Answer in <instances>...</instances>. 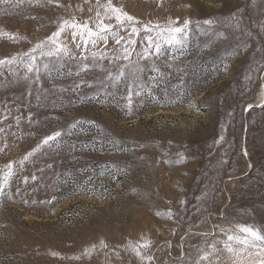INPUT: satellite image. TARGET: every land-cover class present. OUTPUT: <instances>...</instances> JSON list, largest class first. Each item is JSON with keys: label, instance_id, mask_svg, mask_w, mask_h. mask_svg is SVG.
Segmentation results:
<instances>
[{"label": "rangeland", "instance_id": "obj_1", "mask_svg": "<svg viewBox=\"0 0 264 264\" xmlns=\"http://www.w3.org/2000/svg\"><path fill=\"white\" fill-rule=\"evenodd\" d=\"M111 2L141 29L133 62L143 25L188 21L182 46L140 61L130 107V80L106 79L126 62L91 66L102 43L83 51L88 71L44 58L26 79L19 62L64 20L95 28L97 0L0 3V60L17 57L0 65V176L9 163L14 173L0 196V264H231L228 234L264 232V0ZM71 32L58 42L79 58Z\"/></svg>", "mask_w": 264, "mask_h": 264}, {"label": "snow or ice", "instance_id": "obj_2", "mask_svg": "<svg viewBox=\"0 0 264 264\" xmlns=\"http://www.w3.org/2000/svg\"><path fill=\"white\" fill-rule=\"evenodd\" d=\"M9 0H0V3H8ZM22 2V0H21ZM49 3H52V0H48ZM98 7L104 8V13L101 15L97 11L98 22L95 25V28L89 27L88 22L77 23L74 20H64L60 23L58 29L53 32L50 36L46 37L44 41H41L35 45L34 48L30 49L29 52L24 55L28 57L27 62L21 60L20 63L24 64V67L27 69L25 78L27 79L28 73H33L37 79L41 72L40 61L44 58L55 59L57 62L63 60L65 57H70L73 60L80 59L82 63V70L88 71L91 66H97L96 62L103 61L108 59L109 63L114 61L123 60L126 63L122 64L120 71L117 74L109 72L107 80L112 82V85H118L122 79H129L130 83L127 85L128 96L127 104L130 107L132 104V96H140L142 92L136 89L144 88V85L141 83L142 74L145 71L144 67L140 65V61H148L153 56H160L164 45L168 46H182L184 39L187 36L186 29L188 27V21H185L184 26H172V24L156 25L150 26L148 24L143 25V31L145 36L141 41V51L137 53V60L133 62L130 57L132 53L136 50V39L135 37L139 36L141 29L136 26L135 18L128 15L121 8L115 7L111 0H108L107 4L100 5L99 0H97ZM115 18L116 29L113 30L114 26L111 23H104L105 19L111 20ZM205 23L211 24V21H206ZM66 28L72 29L71 36L73 41H76L79 37V41L76 43V48H82V55L78 58L75 55H71V50L58 42V38L61 33L65 31ZM128 31V36L119 35V30ZM130 29V31H129ZM115 39V44L119 48H114L111 51V54L106 50V46L109 42V38ZM105 46V50L98 49L97 51L91 52V61L92 65L85 62L89 60V56L83 55V51L88 49V46L96 47L99 44ZM45 48L47 49L45 51ZM39 53L37 55L36 53ZM17 62V57H12L11 59L0 60V65L5 63L12 64ZM43 70L49 71V63H43ZM125 69H131L127 72ZM149 71L159 73V69L154 65L149 68ZM79 75V72L76 73ZM162 75V74H161ZM150 80H155V76L149 77ZM91 86V85H89ZM252 106L249 105V108ZM63 135L62 131H57L52 135H49L44 138L43 144L55 143L58 138ZM27 159V156L25 157ZM7 171L0 176V196L4 194V189L7 184L10 182V178L13 176L12 164L9 163L7 166ZM36 176H32V180H36ZM27 178H25V182ZM238 232L233 234H228L227 238L221 243L223 244L224 249L231 254V264H264V232L248 225H238ZM221 231H225L221 229ZM147 244H144L143 247H147ZM213 250H216V245H209ZM133 251L136 252L137 256H140L141 253L138 248H133ZM210 253H205L200 257V260H207ZM143 258V257H142ZM150 259V258H149ZM197 264H200V261H197Z\"/></svg>", "mask_w": 264, "mask_h": 264}]
</instances>
